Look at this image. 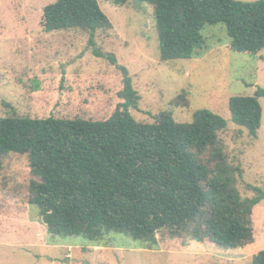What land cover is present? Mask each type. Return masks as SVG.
I'll use <instances>...</instances> for the list:
<instances>
[{
    "label": "trees",
    "instance_id": "16d2710c",
    "mask_svg": "<svg viewBox=\"0 0 264 264\" xmlns=\"http://www.w3.org/2000/svg\"><path fill=\"white\" fill-rule=\"evenodd\" d=\"M123 7L131 0H107ZM145 3L158 38L160 61L190 60L206 50L204 26L223 24L229 49L256 56L264 49V0H132ZM45 33L79 31L90 36L107 33L112 24L98 0H55L42 11ZM112 63L111 54H101ZM121 102L101 121L82 118H29L9 105L0 118V176L5 161L27 159L23 184L27 202L39 210L48 234L82 236L100 241L122 234L149 249L157 234L236 249L254 242L252 210L264 199V189L248 185L252 198L237 188L243 172L228 162L219 133L223 118L201 109L189 123L176 122L168 112L138 122L140 97L125 67L120 66ZM182 90L171 106L188 105ZM264 89L228 101L233 124L253 139L261 126ZM248 264H264V249Z\"/></svg>",
    "mask_w": 264,
    "mask_h": 264
},
{
    "label": "rangeland",
    "instance_id": "374dc122",
    "mask_svg": "<svg viewBox=\"0 0 264 264\" xmlns=\"http://www.w3.org/2000/svg\"><path fill=\"white\" fill-rule=\"evenodd\" d=\"M55 0H0V118L9 105L22 117L108 119L121 102L120 66L125 67L140 97L138 122L170 113L180 123L207 109L223 118L227 129L219 133L228 162L239 165L237 188L243 199L252 198L246 186L264 189V98L257 139L233 124L228 101L264 89V49L256 56L229 49L225 26H204L205 53L190 60L160 61L158 38L151 10L145 3L129 1L116 7L98 0L112 24L90 42L79 31L43 32V8ZM254 2L257 0H237ZM101 54H111L115 63ZM188 105L171 106L182 91ZM30 178L27 159L5 161L0 176V264H248L264 249V199L251 215L254 242L224 249L208 241L172 239L157 234L158 245L149 249L139 240L110 233L100 241L82 236L48 234L39 210L27 202L25 184Z\"/></svg>",
    "mask_w": 264,
    "mask_h": 264
}]
</instances>
